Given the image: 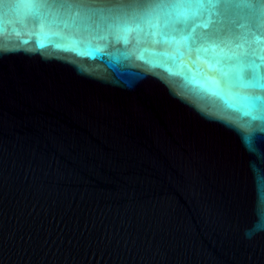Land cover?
Listing matches in <instances>:
<instances>
[{"label": "water", "instance_id": "obj_1", "mask_svg": "<svg viewBox=\"0 0 264 264\" xmlns=\"http://www.w3.org/2000/svg\"><path fill=\"white\" fill-rule=\"evenodd\" d=\"M262 224L264 0H0V264H264Z\"/></svg>", "mask_w": 264, "mask_h": 264}, {"label": "clouds", "instance_id": "obj_2", "mask_svg": "<svg viewBox=\"0 0 264 264\" xmlns=\"http://www.w3.org/2000/svg\"><path fill=\"white\" fill-rule=\"evenodd\" d=\"M261 228H264V224L256 226V229H261ZM246 235H248L250 237L252 235V232L250 231V232L246 233Z\"/></svg>", "mask_w": 264, "mask_h": 264}]
</instances>
